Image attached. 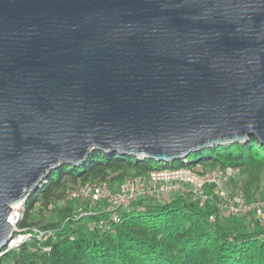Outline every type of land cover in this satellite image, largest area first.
I'll return each mask as SVG.
<instances>
[{"label":"water","instance_id":"95a60500","mask_svg":"<svg viewBox=\"0 0 264 264\" xmlns=\"http://www.w3.org/2000/svg\"><path fill=\"white\" fill-rule=\"evenodd\" d=\"M252 137L264 149V0H0V252L64 164Z\"/></svg>","mask_w":264,"mask_h":264},{"label":"trees","instance_id":"16d2710c","mask_svg":"<svg viewBox=\"0 0 264 264\" xmlns=\"http://www.w3.org/2000/svg\"><path fill=\"white\" fill-rule=\"evenodd\" d=\"M198 166L240 167L248 175L244 193L251 201L264 171V149L252 137L246 143L207 148L159 166L149 159L94 151L85 163L64 164L49 175L27 200L19 228L35 227L29 223L33 208H48L69 182L75 187L94 180L124 182L154 169ZM57 212V221L41 227L54 231L53 238L11 250L0 264H264V228L260 223L253 218L221 219L217 205L210 201L202 205L182 195L165 203L139 201L123 211L121 223L110 230L98 227L100 221H109L106 212L76 219L71 204ZM248 220L255 223L253 229Z\"/></svg>","mask_w":264,"mask_h":264},{"label":"built area","instance_id":"2783aa9c","mask_svg":"<svg viewBox=\"0 0 264 264\" xmlns=\"http://www.w3.org/2000/svg\"><path fill=\"white\" fill-rule=\"evenodd\" d=\"M166 165V164H164ZM242 173L240 167H227L204 170L202 167H185L181 169H154L146 175H138L124 181L118 192H111L109 180H94L79 184L67 192L68 201L83 203L74 218L80 219L97 214L98 206H108L103 212L108 213L109 221H100L98 227L110 230L113 225L121 223V213L129 210L139 201H147L149 197L157 200L180 190L189 194L194 202L205 204L213 202L218 207V216L226 218H253L264 228V197L247 200L245 193L230 191L228 185ZM183 186L189 189L185 190ZM27 203V202H26ZM26 203L13 207L14 240L0 252V259L11 250L20 248L26 243L37 241L46 242L53 238L55 232L33 227L20 229L24 219ZM50 205L48 208H51ZM215 220V216L211 218ZM49 251V249H45Z\"/></svg>","mask_w":264,"mask_h":264},{"label":"rangeland","instance_id":"374dc122","mask_svg":"<svg viewBox=\"0 0 264 264\" xmlns=\"http://www.w3.org/2000/svg\"><path fill=\"white\" fill-rule=\"evenodd\" d=\"M156 164L159 166V165H162L163 163H157L156 162ZM204 170H211V169L208 168V169H204ZM247 181H248V175L241 173L240 176H238L235 180L230 182V184L228 185V189L230 191H233V192L239 191V192L244 193L245 189H246ZM122 183L123 182L110 183L111 192H115V193L118 192L120 185ZM72 187H75L73 183H71V182L67 183L65 191L62 193L61 197L58 200L52 202L51 208H44L41 205H36L32 210V215H31V218L29 220V223L35 224V227H37V228H41L47 224H50L54 221H57V219H58V212L57 211L62 209V208H66L69 204H71V206L74 207V211H77L80 207H83V205H85L83 203H80L77 201H68L67 200V192ZM183 187H185L184 188L185 190L189 189L187 186H183ZM180 195L191 199L188 193L180 190V191L173 193L171 195H167L160 200H157L153 197H149L147 199V202L165 203V202L169 201L171 198H173L175 196H180ZM262 197H264V171L262 172L260 182L258 183V187H257L256 191L253 192L252 199L262 198ZM107 207L108 206L100 205V206H98L97 209L100 212V211H103L104 209H106ZM25 214H26V210L24 212V215ZM248 222L252 223L249 225V227L251 229H253L255 227V223L251 220H248Z\"/></svg>","mask_w":264,"mask_h":264},{"label":"bare ground","instance_id":"6f19581e","mask_svg":"<svg viewBox=\"0 0 264 264\" xmlns=\"http://www.w3.org/2000/svg\"><path fill=\"white\" fill-rule=\"evenodd\" d=\"M11 222L14 223V218H11Z\"/></svg>","mask_w":264,"mask_h":264}]
</instances>
